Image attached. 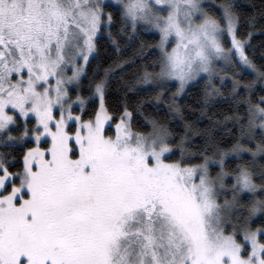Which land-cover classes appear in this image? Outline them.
<instances>
[{"label":"snow or ice","instance_id":"1","mask_svg":"<svg viewBox=\"0 0 264 264\" xmlns=\"http://www.w3.org/2000/svg\"><path fill=\"white\" fill-rule=\"evenodd\" d=\"M257 35L264 0H0V264H264Z\"/></svg>","mask_w":264,"mask_h":264},{"label":"trees","instance_id":"2","mask_svg":"<svg viewBox=\"0 0 264 264\" xmlns=\"http://www.w3.org/2000/svg\"><path fill=\"white\" fill-rule=\"evenodd\" d=\"M261 41H264V37L259 36V35L255 36L254 39H253V42L256 43L257 45H259V43ZM103 55H104V52L102 51L101 52V56H103Z\"/></svg>","mask_w":264,"mask_h":264}]
</instances>
